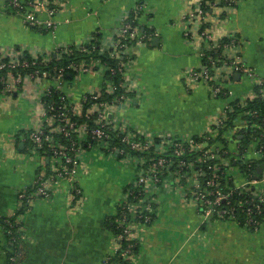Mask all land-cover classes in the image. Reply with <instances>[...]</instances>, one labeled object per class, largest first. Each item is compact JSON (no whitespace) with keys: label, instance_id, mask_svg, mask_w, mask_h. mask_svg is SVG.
I'll list each match as a JSON object with an SVG mask.
<instances>
[{"label":"crops","instance_id":"0c3cea01","mask_svg":"<svg viewBox=\"0 0 264 264\" xmlns=\"http://www.w3.org/2000/svg\"><path fill=\"white\" fill-rule=\"evenodd\" d=\"M205 3L69 0L55 18L58 24L52 32L28 28L21 12L2 9L0 52L20 49L29 56L51 53L56 65L66 67L69 60H57L56 49L84 44L96 36L99 46L108 50L117 30L131 20L146 35V41L130 42L129 57H123L135 83L132 102L119 113L123 125L155 137L200 136L212 132L226 100L211 97L202 83L190 87L187 82L215 43L238 39V47L225 52L239 54L257 76L255 81L240 73L231 77L235 98L246 104L243 112L260 111L253 106L260 101L251 99L255 82L264 78V0H240L231 6L220 1L202 23L183 20ZM0 5L6 1L0 0ZM38 15L48 18L44 11ZM202 32L212 39L204 38ZM76 58L92 60L84 55ZM101 70L86 75L67 71V79H81L71 90L73 100L82 91L102 86L107 77ZM43 88L27 81L22 91L0 95V217L21 214L18 219L23 232L16 246V264H103L113 247L122 194L131 182L132 169L98 151L84 152L77 179L82 188L80 198L70 201L67 186L62 185L51 198L38 200L21 213L18 192L30 189L37 174L52 163L49 155L32 156L25 136L39 117L35 97ZM8 124L15 126L11 133L7 132ZM259 129L264 131V125ZM238 140L250 147L249 138L239 136ZM251 157L262 174L259 155L252 153ZM223 160L228 162L226 154ZM189 193L174 182L159 188L155 218L150 226L137 230L138 246L131 264H264V221L252 229L246 224L206 219L185 198ZM12 253L0 225V264H10Z\"/></svg>","mask_w":264,"mask_h":264},{"label":"built area","instance_id":"2783aa9c","mask_svg":"<svg viewBox=\"0 0 264 264\" xmlns=\"http://www.w3.org/2000/svg\"><path fill=\"white\" fill-rule=\"evenodd\" d=\"M5 1L6 5H0V12L2 9L21 12L26 27L52 32L58 24L55 18L69 0ZM220 1L231 6L240 0H206L183 20L202 23ZM42 11L46 12L47 19L39 17ZM185 34L189 36L188 32ZM202 36L212 39L206 32ZM145 41L146 35L128 20L117 30L108 50L99 46L96 36L84 44L56 49L57 60L69 58L66 67L53 63L51 53L29 56L20 49L0 52V95L22 91L27 81L44 86L35 97L39 117L25 136L31 144L30 154L49 155L52 163L37 174L31 189L18 192L20 205L26 201L29 209L34 202L51 198L62 185L67 186L70 201L80 198L82 188L77 179L80 156L84 152L98 151L133 170L131 182L122 194L113 247L103 264H131L138 246L137 230L151 225L156 194L162 185L171 182L190 192L185 198L206 219L240 224L237 211L241 210L246 226L257 229L261 224L258 217L264 213V131L259 129L264 125V113L257 109L243 112L246 104L235 98L231 88L234 73L245 75L251 81L257 78L239 54L230 56L225 52L237 48L238 39L215 43L210 52L203 54L201 67L190 73L187 86L202 83L211 97L224 99L226 104L211 133L185 137L136 133L123 125L119 116L121 109L132 102L135 91L123 57H129L130 42ZM77 55L92 60L90 63L78 61ZM105 58L114 63L104 61ZM97 69H102L107 77L102 86L82 91L73 100L71 90L81 79H67V71L86 75ZM254 86L255 95L251 100L264 103V78ZM239 136L249 138L250 147H245ZM252 153L260 157L262 174L252 160ZM225 154L228 162L223 160ZM235 164L238 169L233 168ZM235 194L243 198L236 205Z\"/></svg>","mask_w":264,"mask_h":264},{"label":"trees","instance_id":"16d2710c","mask_svg":"<svg viewBox=\"0 0 264 264\" xmlns=\"http://www.w3.org/2000/svg\"><path fill=\"white\" fill-rule=\"evenodd\" d=\"M65 60H69V58H66ZM65 60H63V61H65ZM104 61H107L110 64H113L114 63V61H112L110 59H107V58H105ZM65 63L66 62H63L62 64H65ZM260 105H261V107H260ZM253 106H257V108H259L261 111L264 112V103L263 102H261V103L258 102V103H256V105H253ZM236 110L238 111V107H236ZM240 199L243 200V198L241 196H238L237 194H235L234 197H233L234 204L236 205V203ZM20 206H21V209L20 210H21V213H22V212L25 211V209H27L26 201L22 205H20ZM237 212H238V218L240 220V224H242V225L246 224L245 214L241 210H239ZM19 214L20 213L17 212L16 215H14V216L0 217V225L4 228L5 233H6V236H7L8 240H9V242H10V246L13 248V253L11 255L10 264H16V262H17V259H16V256H17L16 255V253H17L16 246L19 243L20 238H21V235H22V232H23L22 231L21 222L18 219L19 218ZM258 220L260 222L264 221V213H263V215H261L260 217H258ZM115 227H116V225H115ZM250 228H252V227H250ZM252 229H254V228H252Z\"/></svg>","mask_w":264,"mask_h":264},{"label":"rangeland","instance_id":"374dc122","mask_svg":"<svg viewBox=\"0 0 264 264\" xmlns=\"http://www.w3.org/2000/svg\"><path fill=\"white\" fill-rule=\"evenodd\" d=\"M6 129H7V132L8 133H11L12 132V130H14L15 129V126H11L10 124H8V127H6ZM124 171H126L125 169L123 170V169H121V172H123L124 173Z\"/></svg>","mask_w":264,"mask_h":264}]
</instances>
